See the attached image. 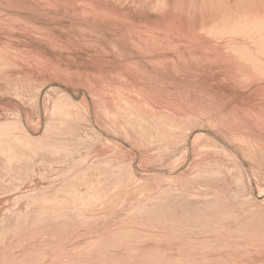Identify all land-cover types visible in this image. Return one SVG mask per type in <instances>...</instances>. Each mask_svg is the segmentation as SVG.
Returning a JSON list of instances; mask_svg holds the SVG:
<instances>
[{"label":"rangeland","instance_id":"rangeland-1","mask_svg":"<svg viewBox=\"0 0 264 264\" xmlns=\"http://www.w3.org/2000/svg\"><path fill=\"white\" fill-rule=\"evenodd\" d=\"M17 93H0V122L12 136L6 139L0 130V264L68 263L71 254L101 260L118 253L128 259L163 255L162 264H264V134H224L212 123L175 117L165 122L129 107L103 111L109 117L98 124L82 96L69 108L60 92L39 98ZM22 112L32 115L25 128L19 124ZM44 117L42 128L38 121ZM27 121L39 127V141ZM178 255L191 261L183 263Z\"/></svg>","mask_w":264,"mask_h":264},{"label":"bare ground","instance_id":"bare-ground-1","mask_svg":"<svg viewBox=\"0 0 264 264\" xmlns=\"http://www.w3.org/2000/svg\"><path fill=\"white\" fill-rule=\"evenodd\" d=\"M5 91L34 93L36 98L60 92L68 98L66 102L63 96L60 98L63 106L69 108L78 105L76 97L82 96L101 124L109 117L105 113L129 107L137 109L142 117L157 116L165 122L168 117H175L212 123L224 134L226 131L241 137L264 134V0H0V93ZM3 102L6 106L10 104ZM27 118L22 112L19 120L22 127L26 126ZM44 120L45 117L38 121L39 127L43 128ZM31 124L27 121L28 126ZM8 126L0 122L6 139L12 137L6 134ZM39 127L31 126V137L38 141ZM72 255L66 256L74 264H162L159 259L166 258L162 255L155 260L153 255L128 259L118 253L113 258L98 255L101 260L97 257L90 260ZM24 257H28L26 252ZM27 260L24 261L30 264ZM56 262L70 263L57 259Z\"/></svg>","mask_w":264,"mask_h":264}]
</instances>
